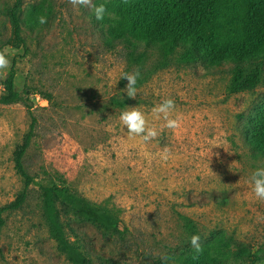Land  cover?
I'll list each match as a JSON object with an SVG mask.
<instances>
[{"label":"rangeland","instance_id":"obj_1","mask_svg":"<svg viewBox=\"0 0 264 264\" xmlns=\"http://www.w3.org/2000/svg\"><path fill=\"white\" fill-rule=\"evenodd\" d=\"M13 1L0 0V49H9L37 126L23 157L34 181L21 208L4 213L0 264H264V201L249 183L264 167V149L249 139L264 112V65L253 90L231 92L233 69L254 65L215 63L183 46L125 45L108 22L123 0H93L107 8L101 21L69 0H22L24 52L6 15ZM136 69L133 100L121 77ZM166 98L182 118L177 130L152 116ZM129 107L145 113L155 139L130 136L119 121ZM29 123L22 102L0 104V206L23 188L13 151ZM52 185L67 189L69 210L57 203L47 212L41 187Z\"/></svg>","mask_w":264,"mask_h":264},{"label":"trees","instance_id":"obj_2","mask_svg":"<svg viewBox=\"0 0 264 264\" xmlns=\"http://www.w3.org/2000/svg\"><path fill=\"white\" fill-rule=\"evenodd\" d=\"M21 4L22 0H14L6 9V15L12 38L25 52L27 48L18 16ZM113 13L115 17L108 19L109 32L125 45H158L161 49L183 46L187 52L209 55L215 63L230 60L254 65L251 69L243 65L233 69L229 84L231 92L253 90L262 80L264 0H130L113 9ZM15 76L13 62L0 80V104L22 102L30 114V123L13 151V166L23 181V188L13 200L0 206V233L5 224L4 213L21 208L34 181L24 166L23 157L36 134L37 118L28 103L29 91L16 88ZM42 96L50 100V95ZM255 123L249 139L257 149H264V112ZM41 197L47 212H53L57 203L63 204L66 210L73 204L67 189L54 185L42 186Z\"/></svg>","mask_w":264,"mask_h":264},{"label":"clouds","instance_id":"obj_3","mask_svg":"<svg viewBox=\"0 0 264 264\" xmlns=\"http://www.w3.org/2000/svg\"><path fill=\"white\" fill-rule=\"evenodd\" d=\"M69 3L74 7H86L89 8L95 18L98 21L104 19L107 12V8L104 4L95 5L93 0H69ZM123 3L127 4L128 0H123ZM38 23L44 25L47 23L46 16H39ZM9 49L7 47L0 49V70H6L10 68L11 60L9 58ZM140 77L139 69L134 72H125L121 79L126 81L123 89L120 91L126 94L128 98L136 99L138 94L137 81ZM176 106L175 101L172 98L163 99L159 104L155 105L151 112L155 120H163L162 128L170 130H177L182 126V118L179 115L173 116ZM120 123L126 127L131 137H139L142 142L148 143L155 139L159 132L155 126H150L149 121L144 112L137 107H129L122 111L119 115ZM171 157V152L168 148H165L160 153V160L167 162ZM211 159V157H210ZM249 183L251 185V192L255 198L264 201V167H258L250 176ZM190 246L194 249L195 253L199 254L203 251L201 238L199 235H193L190 238ZM162 259H166L162 257Z\"/></svg>","mask_w":264,"mask_h":264}]
</instances>
